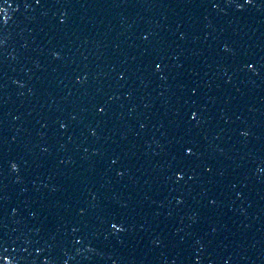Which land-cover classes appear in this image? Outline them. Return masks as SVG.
I'll list each match as a JSON object with an SVG mask.
<instances>
[{
	"label": "water",
	"instance_id": "water-1",
	"mask_svg": "<svg viewBox=\"0 0 264 264\" xmlns=\"http://www.w3.org/2000/svg\"><path fill=\"white\" fill-rule=\"evenodd\" d=\"M0 264H264V0H0Z\"/></svg>",
	"mask_w": 264,
	"mask_h": 264
}]
</instances>
